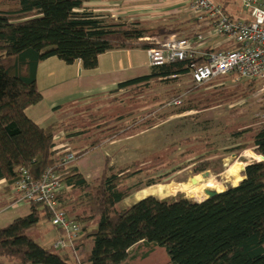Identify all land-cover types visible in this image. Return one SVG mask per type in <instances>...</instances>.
Segmentation results:
<instances>
[{"label":"trees","instance_id":"obj_1","mask_svg":"<svg viewBox=\"0 0 264 264\" xmlns=\"http://www.w3.org/2000/svg\"><path fill=\"white\" fill-rule=\"evenodd\" d=\"M91 1L0 0V181L10 192L22 178V169L39 180L47 169L56 168L64 187L70 189H63L59 200L68 216L82 226L73 248L42 247L28 231L43 218L51 220V213L40 204H30L27 216L0 228V264H125L141 244L167 247L175 264H264V160L247 165L237 186L211 199L175 201L151 195L125 209H120V204L138 187L127 182L142 171L140 164L115 173L111 158L106 156L104 170L96 179H88L77 165L57 166L64 156L63 150L55 149L57 135L65 132L68 139L85 142V131L57 121L42 127L28 115V109L43 99L38 88L40 63L56 57L69 65L79 61L84 69L94 70L99 57L107 52L160 48L162 37L179 31L176 24L150 27L138 20L96 13L86 6ZM204 62L195 57L155 65L149 75L120 83L109 95L114 103L133 109L113 118H97L104 122L88 132L100 130L103 136L93 147L103 140L116 141L154 127L156 118L138 117L148 104L145 98L151 88L175 84L191 74L193 64ZM192 82L193 89L203 88ZM241 82L248 89L243 96L254 92L255 82ZM221 95L198 100L197 106L186 111L211 107ZM153 98L152 102L158 100ZM130 119L133 123L128 127L119 125ZM261 124L232 134L252 142L241 149L253 148L257 156L264 157ZM206 155L197 158L194 175L211 169ZM157 181L152 178L150 185ZM85 246L90 249L80 256Z\"/></svg>","mask_w":264,"mask_h":264},{"label":"rangeland","instance_id":"obj_2","mask_svg":"<svg viewBox=\"0 0 264 264\" xmlns=\"http://www.w3.org/2000/svg\"><path fill=\"white\" fill-rule=\"evenodd\" d=\"M103 1L109 2L111 0ZM113 2L118 4L103 7L117 9L124 6L122 4L123 0H113ZM236 8L239 9L240 7L236 4ZM118 13L116 17L121 16ZM246 15V12L240 9L236 16L244 17ZM125 19L132 21V18L128 16H124L123 20ZM57 59H53L55 61L52 62H55V64L52 65L51 63L49 69L61 75V67L67 68L68 64L66 65L65 62ZM58 61L62 63H58ZM47 72L45 71V74ZM77 77H79V74L75 76V79ZM63 80L60 78L55 86L57 90H62L58 99H61L65 94L66 84L62 82ZM92 81L84 79L77 83L79 85H87ZM39 84L41 90H43L44 81L42 80V75ZM255 86L254 92L249 93L248 96H243V93L247 92L248 89H246V84L241 81L219 80L195 90L193 89L191 76L187 75L183 76L175 84H156L148 92L147 98H145L148 100V102L145 100L148 104L139 111L138 115L139 118L142 115L147 118H156L157 122L154 128L152 127L135 135L121 138L113 144H108L112 141L106 142L103 140L96 147H93L94 143L102 139L103 134L100 133V130L94 129L88 132L89 129L104 122V120L96 119L105 115L112 118L119 116L125 113L127 109H133V106H129L128 108L122 106L120 103H114L112 95H109L110 92L107 95H97L88 99L69 97L60 103L59 108H54V121L61 124H70L85 131V134L83 133L85 142L75 139L76 142L73 141L75 143L72 142L70 145L75 146L74 151L78 153L86 151L85 149L88 147V151L78 157L76 165L80 170L88 172L90 179H96L101 176L106 156H113L116 159L115 173L119 172L118 169L130 167L133 163L140 164L139 168L142 171H139L138 174L134 175L127 182L133 188L138 184L137 189L133 191V195L127 199V204L133 205L142 197L151 195L175 201L185 198L197 201L190 194H174L169 187L170 184L184 182L190 188L195 185L192 182L194 179L204 182L208 177H212L214 178L215 186L223 184L227 189L232 186V181L226 183L227 171L230 166L235 163L244 165L240 172V176L243 178L245 167L250 163L258 161V158H252L253 153H255L253 148L241 149L240 147L246 143L252 144L249 138L246 140L239 139L232 134L233 131H244L252 124L253 126H259L262 122L261 116L264 113V106L258 102L261 94L257 83H255ZM220 94L222 95L219 99L217 98L216 104L211 107L201 110L189 109V111H186L187 108H192L194 105L197 106L198 100L204 98L212 99L213 97H218ZM153 97H157L158 100L152 102ZM198 97L201 98L198 99ZM176 99L182 101L181 105L173 106V102ZM131 123L133 122L130 119L124 120L119 125L128 127ZM204 154H207V161L211 162V169L207 171L209 172L207 177L203 176L205 173H202L203 175L201 174L200 178H196L193 174V168L195 167V162L198 160L197 158ZM158 163V167H152L153 165H158ZM132 170H135V168H132ZM152 178L153 180L159 179L160 181H157V184L150 185ZM230 180L233 179L231 178ZM4 188L6 187L0 186V193L3 194L4 198L11 197L13 195L12 190L6 192L3 190ZM206 189L213 190L215 188L204 186L201 189L203 198L201 201L208 198L205 192ZM11 200L13 201V197ZM29 213L30 206L27 203L13 205L12 202L10 205V202L0 201V228L8 226L16 218L25 217ZM28 234L37 244L45 248L54 246L55 242L63 235L60 230L53 226L51 220L47 218H43L35 227L31 228ZM89 249L90 246H85L81 249L79 255L84 256ZM125 264L175 263L167 247L141 244L133 250L128 262Z\"/></svg>","mask_w":264,"mask_h":264},{"label":"built area","instance_id":"obj_3","mask_svg":"<svg viewBox=\"0 0 264 264\" xmlns=\"http://www.w3.org/2000/svg\"><path fill=\"white\" fill-rule=\"evenodd\" d=\"M195 18L206 17L211 21L215 36L229 42L233 47L222 51H202L208 40L206 36L172 39L162 43L160 48L148 49L151 66L162 65L187 58L201 57L204 63L193 64L190 76L198 86L215 81H246L257 83L261 97L258 102L264 106V0H226L229 6L237 4L246 16L237 17L229 9L214 0H184ZM148 39V38H147ZM176 99L173 106L181 105ZM264 124V113L261 116ZM77 160L75 153L68 152L58 163L59 168H68ZM264 160L258 156V161ZM65 189L60 174L52 167L36 180L25 169L22 178L13 188V205L20 203L40 204L51 213V222L62 232L54 244L57 250L73 248L80 238L82 226L71 219L63 208L59 195Z\"/></svg>","mask_w":264,"mask_h":264},{"label":"crops","instance_id":"obj_4","mask_svg":"<svg viewBox=\"0 0 264 264\" xmlns=\"http://www.w3.org/2000/svg\"><path fill=\"white\" fill-rule=\"evenodd\" d=\"M214 1L223 4L226 0ZM117 4L118 3H114L113 0L109 2H105L103 0H94L87 3L86 6L96 13L110 14L114 19L117 20H123L124 16H128L131 17L132 20L141 21L143 24H148L147 26L150 27L165 24H176V26H178L179 28V31L174 35L172 34L162 37L160 41L163 43L172 39L194 38L195 36L197 37L201 35L208 38V40H205V43L201 48L202 51H208V49L210 48L214 49L223 47L225 49H228L233 47L231 43L225 42L224 39L214 35L213 27L209 18L203 16L200 18L193 17L184 0H123V7L117 9H108L103 7H109ZM101 6L103 8H98ZM226 8H228V11H231L232 14H235V16L239 11V9L236 8V4H234V6L233 4L230 6L228 5ZM117 13L121 16L116 17ZM53 59L56 58L52 57L40 63L38 67V88L41 91L43 99L40 103L29 108L27 111L28 115L42 127H46L51 123L56 122L54 121V108L60 106V103H62L69 97H73L74 99H88L97 95H107L108 92L116 90L119 84L122 82L136 78L137 76L149 75L152 67L150 65L148 52L144 49L117 50L107 52L99 57L98 67L94 70H86L83 68L81 62L76 61L71 65L68 64L67 68L61 67V75L58 72L49 69L51 63L52 65L55 64V62H52L55 61ZM59 61L58 63H62ZM41 67L43 68L40 69ZM45 71L48 72L45 74ZM78 74L79 77L75 79V76H77ZM41 75L42 80L44 81L43 90H41L39 84ZM60 78L64 79L62 82L65 83L66 86L64 96L61 99H58L59 94L62 92V90H57L55 86L57 85L56 83ZM84 79L93 81L87 85H79L77 83L78 81ZM50 82H52V84H50ZM68 137L69 135L65 134V132H60L57 135V141H59L60 144L59 146L68 144L71 148H67L66 150H74L75 146H71L70 143L75 141V138L68 139ZM80 142L78 141V143ZM114 142L116 141L109 142L108 144H113ZM110 158V166L114 169L116 159L113 156H111ZM121 169L122 168L118 170ZM80 171L83 172L88 179H90V174L88 172H84L82 170ZM206 172L204 173L206 174ZM200 175L201 174L194 176L198 178V176ZM203 176L207 177L208 175ZM195 180L197 179H194L192 182H194ZM0 186L6 187L5 182L0 181ZM65 189L70 190L69 187H66ZM3 190H5V188ZM12 197L14 198L13 195L9 198H4L3 194L0 193V201H5L8 203L10 202V205L13 202L11 200ZM126 202L127 200L120 204L121 209H125L131 205L127 204Z\"/></svg>","mask_w":264,"mask_h":264},{"label":"bare ground","instance_id":"obj_5","mask_svg":"<svg viewBox=\"0 0 264 264\" xmlns=\"http://www.w3.org/2000/svg\"><path fill=\"white\" fill-rule=\"evenodd\" d=\"M216 49H219V48H216ZM216 49L214 48L213 50H216ZM224 50H226V49L224 48ZM59 145L60 144H58L57 147L55 148L56 150H61V151L63 150L64 155L68 152L75 153L77 156V159H78V157L82 156L84 153H86L88 151V149L86 148L85 149L86 151H84V152L82 151L81 152L82 155H79L80 153H78L72 149L66 150L67 148H70V146L68 144L63 145V146L62 145L59 146ZM252 158H258V156L255 153H253ZM76 161L71 166H74L76 164ZM243 166L238 164V163H235L228 168L227 176H226L227 183L232 181L233 186H237L240 183V181H242L243 178L240 176V172L242 171ZM63 169H66V168H63ZM198 178H200V176H198ZM231 178L233 180H230ZM193 183H195L194 187H190V188L184 182L171 183L169 187L171 188V191L174 194H179V193L190 194L191 196L196 198L197 202H200L203 199L202 195H201V189L204 188V186L215 188L220 193H222L226 190V187L223 184H219V185L215 186L214 178H212V177H208L206 180H204V182H200L198 180H195Z\"/></svg>","mask_w":264,"mask_h":264},{"label":"water","instance_id":"obj_6","mask_svg":"<svg viewBox=\"0 0 264 264\" xmlns=\"http://www.w3.org/2000/svg\"><path fill=\"white\" fill-rule=\"evenodd\" d=\"M205 175H209V172H206ZM243 179H244V178H243ZM243 179H242V180H243ZM205 192H206V194L208 195V198H207V199H211V198L217 196L218 194H220V192H218L217 190H212V189H207V190H205ZM205 200H206V199H205ZM200 202H202V201H200Z\"/></svg>","mask_w":264,"mask_h":264}]
</instances>
